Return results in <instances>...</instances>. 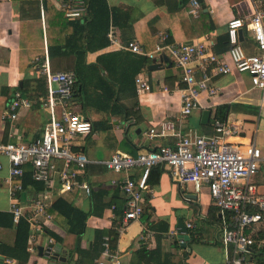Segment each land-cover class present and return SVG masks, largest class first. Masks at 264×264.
<instances>
[{"label": "crops", "instance_id": "obj_1", "mask_svg": "<svg viewBox=\"0 0 264 264\" xmlns=\"http://www.w3.org/2000/svg\"><path fill=\"white\" fill-rule=\"evenodd\" d=\"M42 1L39 0L38 8L34 0H0V92L4 87H8L7 95H10L17 86H21L23 80L30 82L29 84L33 86L38 78L43 77L36 65L37 59L47 54L46 29L52 15L50 10L47 11L43 7ZM49 1L56 11L63 12L59 4L60 0ZM106 1L110 8H119L124 13L117 24L111 22L109 26V28L113 27L115 34L123 43L137 40L141 46L152 48L160 34L166 33L168 39L175 42L205 39L212 42V49L216 53L226 51H216L215 46H217L218 37L226 33L230 18L235 15L247 16L255 9H264V0H197L199 8L196 12L192 11L191 0ZM199 10L207 12L212 19L213 27L208 31L205 29L203 20L201 25L197 22ZM63 17H65L64 14ZM192 18H196V22ZM59 25L62 27L63 41L67 35V32H63L66 27L63 28L62 20L59 21ZM240 40L247 53L258 52L248 33L244 35L241 33ZM103 55H106V59L101 58ZM137 55L140 56L108 42L101 49L89 51L86 60L97 62L101 58L103 63L108 64V71L102 70L101 76L118 79V76H122L125 71H132L139 65ZM165 57L169 59L170 64ZM58 59L64 65L58 70H68L66 63L70 62L71 57H58ZM152 63H159V67L150 69L149 65ZM138 73L146 76L151 90L138 94L135 83L133 86L130 83V87L120 94V108L119 106L116 109L113 108L112 101H108L109 105L105 108L101 107L107 100L104 99L103 90L99 86H90L86 92L79 91L74 96V108L94 125L91 133L83 137L78 136L74 140L75 148L82 150L89 159L81 180L88 183L90 193L91 190L100 192L102 199L97 200L99 207L103 200H112V203L104 207L99 214L89 215L85 222L79 243L80 248L88 252L83 256L78 252L70 253L47 234L44 226L60 236L65 233L64 227L55 222L49 213L51 219L42 223L43 229L36 232L34 242H31L29 235L27 245L29 257L24 263H19L9 255L10 246L15 239V227L0 226V244L5 246V248L2 247L5 249V254L0 253V264L3 262L7 264H97L104 242L99 251L93 248L97 232L101 233L103 240H107L108 231L111 228L118 233L114 249L120 254L124 264H225L224 247L218 238L220 215L217 219L209 214V207L214 204L206 185L196 192L191 184L177 183L161 166L162 171L158 182L153 185L147 184V188L143 191V211L140 218L124 225L123 213L118 216L115 214V208L124 201V194L119 188V183L126 173L108 169L104 161L115 152L136 156L139 152L159 144H173L172 135L147 138L148 128L160 120L172 122L175 129L182 133L212 134L213 120L217 118L215 117L216 108L221 105L227 106L224 118L221 120L235 121L242 128L240 134L231 139L241 142L253 139L257 144L261 112L264 110L259 106V92L251 87L247 72L232 69L227 74L213 76L212 82L218 88L217 94L208 95L206 92H201L199 99L205 107L195 109L183 117L180 115V94L175 89L180 71L167 54H163L158 62L150 60L148 65L141 67L136 74ZM95 79L94 75V83H99ZM163 86L167 89H162ZM122 106L125 107L126 112L120 110ZM5 108L6 106L0 110V114ZM204 109L209 110L207 121L201 120ZM48 117L47 110L40 106L20 109L14 121L19 138L22 141H29L40 136ZM9 130V122L0 119L1 140L15 139L9 135ZM261 148L264 153V148ZM0 162L2 163L0 211L9 212L11 203L7 181L9 164L7 158L1 154ZM263 167L264 161L260 163V168L254 176V181L262 192H264ZM140 173L141 169L135 167L128 172V175L137 180ZM31 192L33 191L24 189L21 200L27 201ZM90 193L75 190L62 196L77 207L88 210L93 206ZM188 194H195L196 198ZM56 198L55 194L47 198L48 206ZM187 222L192 223L193 227L186 229ZM119 227L122 228L119 230ZM174 228H179L177 234L184 232L185 240L190 239L188 244L187 242H185L186 245L179 244L177 235H170V230ZM47 245L52 246L53 253H57V256L45 253L44 249ZM29 246H32V250ZM38 246H43L41 255L38 253ZM142 248L147 252L153 250L157 253L152 258H148L140 252ZM261 248L264 246L256 249ZM249 261L250 264H257L255 256L250 255Z\"/></svg>", "mask_w": 264, "mask_h": 264}, {"label": "built area", "instance_id": "obj_2", "mask_svg": "<svg viewBox=\"0 0 264 264\" xmlns=\"http://www.w3.org/2000/svg\"><path fill=\"white\" fill-rule=\"evenodd\" d=\"M192 11L199 8L197 0H191ZM60 7L67 18L81 17L86 11L83 0H60ZM226 33L229 47L224 53H216L212 42L196 39L192 42H175L161 33L152 48L141 46L137 40L126 43L120 41L113 27L107 33L109 42L131 52L146 56L158 62L167 54L179 69L180 76L175 89L180 94V115L187 116L195 109L205 106L199 99L201 92L215 95L217 86L212 82L215 75L227 74L232 69L247 72L253 89L259 92V106L264 108V9H255L247 16L235 15L227 22ZM248 33L258 52L247 53L241 45L240 34ZM38 69L45 77L46 97L40 107L48 112L40 136L29 141L19 138L15 119L20 109L29 108L31 100L23 96L19 89L12 93L7 107L0 114L2 121L10 124L9 135L14 140L0 139V154L8 160V178L12 220L17 224L24 218L29 224L31 242L36 232L43 229L42 223L51 219L46 211L47 198L82 190L90 193V186L78 177L83 175L89 159L86 154L75 148L74 140L78 136L91 133V122L75 108L73 70L53 71L45 53ZM136 93L151 90V86L142 73L134 77ZM162 89H167L163 86ZM212 134L182 133L175 129L172 122L160 120L152 124L146 136L172 135L173 144H159L139 152L136 156L115 152L104 161L105 166L115 172H125L119 188L124 194L123 224L140 218L143 211V191L147 188V176L154 165L165 168L179 184H191L198 192L206 185L213 204L218 208L219 241L224 247L225 264H246L253 248L264 246V237L258 233L264 230V192L254 181V176L264 161V153L253 139L241 142L231 139L242 131L235 121L214 118ZM26 166H30L32 178L42 181L44 191L31 192L27 201L21 200L24 188L14 178L23 176ZM2 163L0 162V168ZM135 167L141 169L137 180L128 175ZM39 216H41V219ZM193 227L187 222L186 229ZM122 227H119V230ZM179 228L170 230L177 235V242L184 245V232L177 234ZM32 250V246H29ZM47 255L53 254L51 245L44 249ZM97 264H124L120 254L109 247L104 240L103 250Z\"/></svg>", "mask_w": 264, "mask_h": 264}, {"label": "trees", "instance_id": "obj_3", "mask_svg": "<svg viewBox=\"0 0 264 264\" xmlns=\"http://www.w3.org/2000/svg\"><path fill=\"white\" fill-rule=\"evenodd\" d=\"M83 1L86 4L87 11L81 17L75 19L63 17V12H61V10L56 11L49 0L42 1L43 7L46 8L47 11L50 10L52 15V18L48 22L49 26L46 29L49 64L51 69L56 71L58 68L64 66L63 63L59 61L58 57H71L70 62L66 63V68H69L68 70H73L75 73L73 96H75L79 91L86 92L87 88L90 86H99V88H102L103 90L104 99L107 100V102L103 103V106L101 107L105 108L109 105L108 101H112L111 103L113 108L116 109L120 105V94L124 91V89L129 88L131 84L132 86L134 85L135 74L141 69V67L147 66L150 59L143 55H137L136 58L139 61V65L132 69V71H125L122 76H118V79L114 77L111 78L109 76H101L100 73L102 70L108 71V64L103 63L101 60V58H105L106 55H103L99 60H97V62H87L86 55L89 51L101 49L108 44L109 38L107 37V33L109 31L110 23L113 22L117 24L124 13L119 8H110L106 0ZM34 2L39 8V0H34ZM61 20L64 23L63 28L66 27L63 29V32H67V35L64 37L63 41L61 39L62 27L59 25V21ZM192 20L196 22V18H192ZM201 20L205 22L204 25L206 31L213 27L212 19L209 14L199 10L197 22L200 25ZM56 24L58 25V28L56 27ZM228 47L229 41L227 33L220 35L217 39V46H215L216 51H224L227 50ZM42 59V56L37 59V67H39L41 64ZM94 75L96 76L95 80H97L99 83H94ZM29 83L30 82L23 80L22 85L17 86V89L21 91L23 96L31 100L32 103L30 107L36 108L37 106H40L41 100L46 97L45 77L43 75V77L38 78L37 82L33 86ZM7 91L8 87H4L0 92V110H2V108L5 106L7 107V103L12 98L13 91L10 95H7ZM120 110L126 112L124 106H122ZM226 110L227 106H218L216 108L215 117L223 119ZM91 124L93 129L94 125L93 123ZM161 171L162 168L160 165L152 166L147 176V184L153 185L157 183ZM78 178L81 180V176ZM17 181L21 182L22 187L25 190L29 189L33 192L44 191L46 188V185L42 181H37L32 178L30 166L25 167L22 177L13 179V182ZM90 196L92 198L93 206H91V208L88 210H83L82 208L77 207L72 202L67 201L62 195L57 196V198L46 209V211L52 215L55 222L61 224L65 229L64 235L60 236L50 230L48 227L44 226L46 233L53 237L55 241L60 243L62 247L66 248L70 253L78 252L82 256L88 251L82 250L80 248L79 239L84 231L85 222L88 216L92 213L99 214L104 207L112 203V200H103L101 203L99 202V207L97 200L102 199L100 192L91 190ZM124 203L125 198L122 203L116 205L115 214L118 216H121L123 213ZM209 214L213 217H217L218 219V208L214 205H211L209 207ZM0 226L15 227V239L10 246L11 251L9 255L16 259L19 263H24L29 257V251L27 250L30 235L29 224L24 218H21L17 224H14L11 212L0 211ZM117 236L118 233L116 230L111 228L108 231L107 241L109 247L112 249H114L116 246ZM258 237H264V230L258 233ZM103 241L104 240L101 238V233L97 232L96 240L92 245L93 248H96L99 251ZM189 241L190 239L188 238L186 241L187 244ZM2 247L5 248V246L0 244V253L5 254V249H2ZM140 252L146 255L148 258H152V256L157 253L153 250L147 252V250L144 248H142ZM97 254H99V252L95 255L97 256ZM251 255L255 256L257 264H264V248L258 250L253 248ZM3 264L7 263L3 262Z\"/></svg>", "mask_w": 264, "mask_h": 264}, {"label": "water", "instance_id": "obj_4", "mask_svg": "<svg viewBox=\"0 0 264 264\" xmlns=\"http://www.w3.org/2000/svg\"><path fill=\"white\" fill-rule=\"evenodd\" d=\"M165 60L169 62V59L167 57H165ZM170 64V62H169ZM159 67V63H152L149 65V68L150 69H155V68H158ZM209 117V110L208 109H204L202 111V115H201V120L202 121H207ZM190 197H193V198H196V195L195 194H188ZM42 251H43V246H38V253L41 255L42 254ZM53 256H57V253H53ZM246 264H250V261L247 262Z\"/></svg>", "mask_w": 264, "mask_h": 264}, {"label": "rangeland", "instance_id": "obj_5", "mask_svg": "<svg viewBox=\"0 0 264 264\" xmlns=\"http://www.w3.org/2000/svg\"><path fill=\"white\" fill-rule=\"evenodd\" d=\"M130 127H132V126H130ZM83 136H86V135H82L81 137H83ZM257 145L264 148V110H262V112H261L259 132L257 134ZM263 173H264V167H263ZM191 209H193V208H191ZM185 217H188V215H185Z\"/></svg>", "mask_w": 264, "mask_h": 264}]
</instances>
